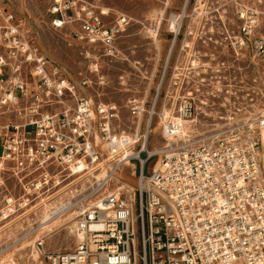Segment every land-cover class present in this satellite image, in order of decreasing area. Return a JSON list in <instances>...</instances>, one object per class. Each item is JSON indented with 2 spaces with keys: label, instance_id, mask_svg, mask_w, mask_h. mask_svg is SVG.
<instances>
[{
  "label": "built area",
  "instance_id": "obj_1",
  "mask_svg": "<svg viewBox=\"0 0 264 264\" xmlns=\"http://www.w3.org/2000/svg\"><path fill=\"white\" fill-rule=\"evenodd\" d=\"M48 14L57 25L75 23L74 38L100 46L102 57L117 56L129 23L88 0H50ZM238 18L234 43L259 65L256 110L180 137L195 113L192 98H180L169 117L156 110L157 100L146 109L132 98L137 123L126 133L116 103L75 91L38 48H25L15 13L0 0V118L7 119L0 120V226L23 224L0 244V264H13V248L38 230L39 204L69 178L79 184L76 195L47 214L73 211L78 242L52 251L41 249L45 236L34 239L47 264H264V36L253 11ZM101 55L92 53V74L102 70ZM20 57L33 63L30 70ZM155 116L164 120L159 147L150 144Z\"/></svg>",
  "mask_w": 264,
  "mask_h": 264
},
{
  "label": "rangeland",
  "instance_id": "obj_2",
  "mask_svg": "<svg viewBox=\"0 0 264 264\" xmlns=\"http://www.w3.org/2000/svg\"><path fill=\"white\" fill-rule=\"evenodd\" d=\"M49 1L3 0L6 8L15 13L25 48L28 51L38 48L71 81L75 91L95 101L116 103L120 130L130 133L135 129L137 122L129 102L132 98L145 101L146 109L157 100L158 112L165 108L174 112L180 98H192L196 109L191 117L193 122L183 121L186 134L190 128L192 133L204 132L210 126L223 123V115L256 110L252 97L259 65L252 59L249 48L234 43L233 36L239 30L238 14L246 9L255 13L256 31L264 36V0H88L106 8L111 16L122 13L128 17L129 23L117 41L118 54L113 57H102L100 46L75 39V23L55 24L48 14ZM185 2L182 24L174 30L171 20L181 13ZM92 53L101 55L99 74L90 72ZM20 58L23 59L20 64L30 70L33 63ZM263 63L264 60L260 66ZM84 76L89 79V86L81 83ZM0 120L5 119L1 116ZM141 120H146V113ZM160 132V121L155 116L151 146L161 145ZM151 164L152 161L146 170L149 171ZM124 168L125 176L136 184L129 167ZM6 182L12 184L8 177ZM77 187L79 184L69 178V183L54 190L49 202L60 204L71 200ZM39 205L36 220L43 206ZM18 219L0 226V244L11 242L20 234L18 230L23 224ZM72 232L66 223L50 234H41L45 235L41 249L70 250L76 245ZM36 238L35 235L24 240V248L23 241L13 248L12 258L17 264H47L42 250L34 259L32 248Z\"/></svg>",
  "mask_w": 264,
  "mask_h": 264
},
{
  "label": "bare ground",
  "instance_id": "obj_3",
  "mask_svg": "<svg viewBox=\"0 0 264 264\" xmlns=\"http://www.w3.org/2000/svg\"><path fill=\"white\" fill-rule=\"evenodd\" d=\"M188 1V0H187ZM186 8H187V2H185L184 4V7L182 8V11L181 13L171 20V27L172 29H176L179 25L182 24V18L183 16L185 15V12H186ZM57 23H60V21H57ZM180 29V28H179ZM179 29L177 31V34L179 32ZM173 31V30H172ZM174 32V31H173ZM175 33V32H174ZM176 34V35H177ZM2 62V61H0ZM197 63V62H196ZM166 109V108H165ZM165 115L166 117H169V116H172V112H170L169 110L166 109V112H165ZM187 120H190V121H194V119H191V118H187ZM191 122V123H192ZM164 120H160V128L163 130L164 129ZM193 132V128H190L188 133L186 134L185 132V129H184V125H183V129H182V133L180 135V137L182 136H189L191 133ZM161 161V157H159L158 161H157V164H159ZM124 166L125 165H131V164H134L133 162L129 161V160H126L124 163ZM61 201V200H59ZM64 202V201H63ZM61 204V203H60ZM59 204H54L52 202H46L43 204L41 210L38 212V218H37V222L39 223L38 227H37V232H36V237H39V236H43L41 234H44L45 232L47 233H52L54 230H56V228L60 227V226H63L64 224L66 223H69V227L70 229H72V233L74 235V238H75V241L78 242V238L75 234L76 232V221H75V213H73V211H69V212H63V213H60L59 215H55L53 216L50 220H49V217H48V214L47 212L50 211L52 208L54 207H57ZM63 220V223H59V221H62ZM55 221V224L53 225H50L51 223H53ZM59 223V224H58ZM48 235V234H47ZM45 236V235H44ZM34 241V240H33ZM2 243L5 242V240L1 241ZM22 248L26 247V242L23 241L22 244H21ZM32 247V246H31ZM32 251H33V256H34V259H37L39 257V250L38 248L33 245V248H32ZM11 261L13 262V264H17L16 260L14 261L13 258H11ZM134 264H137V263H134Z\"/></svg>",
  "mask_w": 264,
  "mask_h": 264
}]
</instances>
